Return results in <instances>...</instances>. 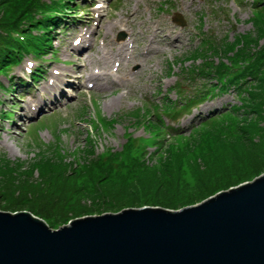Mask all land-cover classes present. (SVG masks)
Here are the masks:
<instances>
[{
	"label": "rangeland",
	"instance_id": "obj_1",
	"mask_svg": "<svg viewBox=\"0 0 264 264\" xmlns=\"http://www.w3.org/2000/svg\"><path fill=\"white\" fill-rule=\"evenodd\" d=\"M120 1L123 10L108 11L120 18L129 6L137 42L131 61L124 60L115 75L116 85L109 86L113 81L110 77L99 76L101 79H91L100 85L92 94H84L85 85L81 84L79 96L73 90L76 96L65 105L58 101L37 116L29 110V106H43L44 99L66 83L59 77L89 78L86 73L92 69L91 63L103 60L98 43L83 54L73 50V30L54 43L57 48L62 43L61 63L74 62L50 65L51 69L63 70L56 86L41 81L32 92L35 97H21L24 88H13L12 81L17 83L22 76L25 60L9 75H0V211H30L51 228L59 229L77 218L130 208L181 210L264 174V60L260 63L255 57L251 62L232 65V55L240 49L264 55V8L253 16L252 0H173L174 8L167 7L172 0H165V6L160 0ZM75 2L76 17H69L68 27L76 23L85 4L84 0ZM4 4L0 0V20L8 18ZM175 11L185 14L189 22L186 27L172 21ZM199 11H211L205 16L204 29L214 42L225 41L223 51L214 59L234 68V73L250 67L257 70L261 65L262 75L258 82L249 83L247 91L231 88L197 105L181 116L178 126L183 131L162 135L154 110L163 109L165 95L175 100L179 91L185 90L179 93L185 96L187 89L192 94L196 93L195 86L202 87L196 73H192L193 81L186 74L167 72L170 63L178 66L181 61L191 66L201 61L195 27ZM81 15L82 20H92L88 11ZM155 35L157 39H150ZM249 35L252 40L245 41ZM149 45L152 51L141 64L140 56ZM112 47L118 52V46ZM224 48L230 50L229 60ZM50 58L52 54L44 60ZM137 64L138 71L134 72ZM180 82L183 88L171 89ZM136 108L138 113L133 111ZM130 110L133 112L127 113ZM3 112L9 119L2 116ZM210 114L209 122L203 123ZM127 136L136 141L127 140ZM144 139L152 144L142 145ZM60 165L68 167H56Z\"/></svg>",
	"mask_w": 264,
	"mask_h": 264
},
{
	"label": "water",
	"instance_id": "obj_2",
	"mask_svg": "<svg viewBox=\"0 0 264 264\" xmlns=\"http://www.w3.org/2000/svg\"><path fill=\"white\" fill-rule=\"evenodd\" d=\"M0 264H264V174L181 210L130 208L59 229L0 211Z\"/></svg>",
	"mask_w": 264,
	"mask_h": 264
},
{
	"label": "trees",
	"instance_id": "obj_3",
	"mask_svg": "<svg viewBox=\"0 0 264 264\" xmlns=\"http://www.w3.org/2000/svg\"><path fill=\"white\" fill-rule=\"evenodd\" d=\"M68 1L52 0L51 3L48 4L45 0H4V6H7H5V9L8 11V18L0 20V73L6 74L13 64L18 63L21 60L25 52L34 53L37 57H42V55L50 51L53 47V29L64 19L55 12L61 11L63 13L61 9L62 7H65V5L70 8ZM255 4L256 11L253 16L256 15L257 11H260L259 14L262 12V9L264 8V0H255ZM13 32H20L21 35L25 36V39L21 40L14 38L15 35ZM252 35L247 36V40L245 41L249 42L252 40ZM225 37L227 38V35ZM202 44L204 45H200L201 49L197 51V53H201L199 58H201L202 61L197 65H191L190 67L185 66L183 67V70H186V73L188 74L196 73V75L199 76L200 81H203L205 84L202 88L197 89L195 95L189 97L186 104L180 106L183 110H190L193 105L199 104V102L201 103L208 98L223 95L231 88L234 90H241L242 88L247 91L249 83L256 80L258 82L262 75L261 65L257 70L250 67L248 70H236L237 73H234L235 71L232 72L231 70L234 68L231 66L221 61L217 62V60L214 59V55L223 51L221 48L222 44H225V41L214 42L213 40V42H208L205 41V39H202ZM16 49L17 51H15ZM247 49L248 50L240 49L232 55L233 60H235L232 62V65L233 63H242L245 60L251 62L255 57L258 58L259 62L262 59L264 60V55L260 51L254 52L253 50L250 51L249 48ZM224 51V56L229 60L231 57V54L229 53L230 50L224 48ZM194 54L193 51L191 56H195ZM194 59H197V57ZM41 73V69H38L33 77L38 78ZM230 74L235 75L231 76ZM210 77L212 78L210 79ZM192 79L195 80L194 77H192ZM175 104L176 105L173 106L172 103H167L164 109L178 115L180 113V109L178 108L179 105H177V102ZM138 112L139 111H136L134 113ZM212 115H215V113ZM212 115L205 118L203 123H208L209 121L206 122V120L211 118ZM157 116V125L159 126L162 135L179 132L178 130L169 127L159 113H157ZM127 140H130L131 142L136 141L129 136H127ZM156 141L161 140L156 138ZM148 144L152 143L147 140V145ZM136 145L139 146V144ZM65 166L66 165H60L56 167H68Z\"/></svg>",
	"mask_w": 264,
	"mask_h": 264
}]
</instances>
